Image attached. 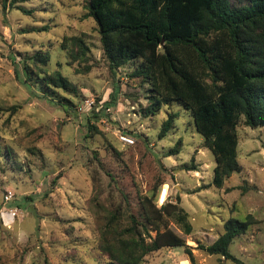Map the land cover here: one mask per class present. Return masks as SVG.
I'll return each mask as SVG.
<instances>
[{"label":"rangeland","instance_id":"374dc122","mask_svg":"<svg viewBox=\"0 0 264 264\" xmlns=\"http://www.w3.org/2000/svg\"><path fill=\"white\" fill-rule=\"evenodd\" d=\"M87 13L85 0H20L6 8L0 0V264H108L101 234L110 216L124 230L131 216L142 220L143 206L160 220L162 244L180 237L194 256L185 246H165L144 264H233L199 246L212 245L230 218L248 215L256 223L230 250L245 264H264V127L241 123L242 172L224 189L213 187L215 158L191 113L173 103L148 114L151 86L131 76L133 65L111 70ZM72 38L87 45L86 57ZM39 54L49 56L44 69L60 71L77 94H46L24 76ZM179 142L180 153L167 157ZM178 199L190 236L170 207L157 211Z\"/></svg>","mask_w":264,"mask_h":264},{"label":"trees","instance_id":"16d2710c","mask_svg":"<svg viewBox=\"0 0 264 264\" xmlns=\"http://www.w3.org/2000/svg\"><path fill=\"white\" fill-rule=\"evenodd\" d=\"M19 2L3 0L5 8L7 3ZM85 2V17L93 18L98 25L111 70L133 65L131 76L151 86L148 114L156 115L173 103L191 113L204 147L215 158L212 186L224 189L227 180L242 172L239 126L243 122L252 129L264 127V0ZM70 41L79 47L81 57L87 56L89 48L82 39ZM49 61L48 55H37L33 66L23 68L24 76L36 80L46 94L54 89L77 94L76 85L60 71L44 69ZM177 118L178 114L170 115L163 123L162 139ZM181 146L179 142L167 157L178 155ZM179 203L180 199L177 204H163L157 211L163 215L170 207L176 222L190 236L193 227L189 214L179 208ZM141 214L142 220L131 216L124 230L118 215L110 216L101 234V249L109 257L108 264H144L147 256L165 246H185L194 259L192 248L180 237L162 244L160 220L153 218L145 206ZM255 223L252 215L245 221L232 217L225 222L224 234L212 245L199 248L233 264H245L230 248Z\"/></svg>","mask_w":264,"mask_h":264},{"label":"built area","instance_id":"2783aa9c","mask_svg":"<svg viewBox=\"0 0 264 264\" xmlns=\"http://www.w3.org/2000/svg\"><path fill=\"white\" fill-rule=\"evenodd\" d=\"M121 141H122L123 143H125V144H130V145H132V144L135 143L134 140H132V139L126 137V136H121ZM163 204H164V203H163ZM179 264H190V261H189V260H187V261H182V262H180Z\"/></svg>","mask_w":264,"mask_h":264}]
</instances>
